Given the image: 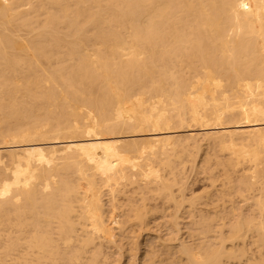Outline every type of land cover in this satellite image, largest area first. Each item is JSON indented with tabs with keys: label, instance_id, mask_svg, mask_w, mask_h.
<instances>
[{
	"label": "bare ground",
	"instance_id": "6f19581e",
	"mask_svg": "<svg viewBox=\"0 0 264 264\" xmlns=\"http://www.w3.org/2000/svg\"><path fill=\"white\" fill-rule=\"evenodd\" d=\"M114 263L264 264V0H0V264Z\"/></svg>",
	"mask_w": 264,
	"mask_h": 264
},
{
	"label": "rangeland",
	"instance_id": "374dc122",
	"mask_svg": "<svg viewBox=\"0 0 264 264\" xmlns=\"http://www.w3.org/2000/svg\"><path fill=\"white\" fill-rule=\"evenodd\" d=\"M205 146H206V145H205ZM205 146H204V150H205L206 152H207V149L212 148V149H209L208 152L205 153V154H207V155L210 154L209 156H212L213 154H215V155H213V157H214L213 160H216V159H217V160L223 159V158H224L223 156L226 157V155H227V153H222V152L219 150V148L216 147V146H215V147H216L217 149H216L214 146H211V147H208V146L205 147ZM218 151H219V153H218ZM220 152H221V153H220ZM216 154H217V155H216ZM218 154H219V155H218ZM221 154H222V155H221ZM225 154H226V155H225ZM199 155H200V156H199L197 159H201V157L204 156V152H203V153H200ZM215 156H216V157H219V158H215ZM213 157H212V158H213ZM188 160H189V161H188L189 164H191V165L189 166V164H187V167H188V168H186V175H185V176H186V177L188 176V178H190V179H188V180H189V185H190V184H195V183L197 182V183L195 184L196 186H195V185H190L191 188H190L189 185H188L189 189L187 188L188 190H186V191H187V192H186V196H187V197H190L191 194H192V196H194V195H196V194H198V193H202L203 190H204L206 187H208V184H207L208 182H207L206 180L204 181V179H205L204 177H205V176H204V173L201 174L202 171L199 172V171H196V170H194V169H193V171H192V168H193V166H192L193 163H191L192 160H191V159H188ZM198 161H199V160H198ZM189 167H190V170H187V169H189ZM191 167H192V168H191ZM194 171H195V172H194ZM189 172H190V173H189ZM191 172H193V173L191 174ZM194 173H195V174H194ZM188 174H190L191 176H189ZM193 174H194V177H193ZM202 177H203L204 179H203ZM199 178H200L201 180H200ZM193 179H194L195 181H194ZM190 181H191L192 183H191ZM193 182H194V183H193ZM206 182H207V183H206ZM202 183H204V185H202ZM193 186H194V187H193ZM192 187H193V188H192ZM194 188H195V190H194ZM202 189H203V190H202ZM189 190H191V191H189ZM193 190L195 191V194H194V191H193ZM201 190H202V191H201ZM188 192H189V193H188ZM191 192H193V193H191ZM193 194H194V195H193ZM156 218H157V221H158V222H157V221L154 222V220H153V222H152V225H153L154 227L157 226V223H159V222L162 221L161 215L157 216ZM160 218H161V219H160ZM159 219H160V220H159ZM155 223H156V224H155ZM155 229H156V228H155ZM184 231H185V230H184ZM115 258H117V257H115ZM114 264H115V263H114Z\"/></svg>",
	"mask_w": 264,
	"mask_h": 264
}]
</instances>
